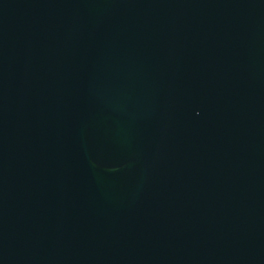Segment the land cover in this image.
<instances>
[{"label": "water", "instance_id": "water-1", "mask_svg": "<svg viewBox=\"0 0 264 264\" xmlns=\"http://www.w3.org/2000/svg\"><path fill=\"white\" fill-rule=\"evenodd\" d=\"M0 264H264V0H0Z\"/></svg>", "mask_w": 264, "mask_h": 264}]
</instances>
